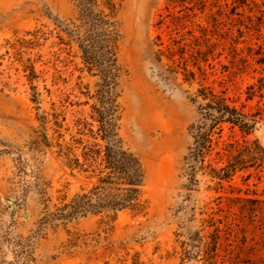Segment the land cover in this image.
<instances>
[{"label":"rangeland","instance_id":"rangeland-1","mask_svg":"<svg viewBox=\"0 0 264 264\" xmlns=\"http://www.w3.org/2000/svg\"><path fill=\"white\" fill-rule=\"evenodd\" d=\"M185 44L201 54L183 55ZM260 78L264 0H0V264H208L197 239L214 230L208 218L234 225L216 264H264L263 214L251 222L217 200H264V164L221 191L209 176L185 184L201 143L197 89L226 90L254 112ZM223 128L214 141L264 147V121L248 135ZM105 150L141 161L138 205L60 211L96 194Z\"/></svg>","mask_w":264,"mask_h":264},{"label":"trees","instance_id":"trees-1","mask_svg":"<svg viewBox=\"0 0 264 264\" xmlns=\"http://www.w3.org/2000/svg\"><path fill=\"white\" fill-rule=\"evenodd\" d=\"M172 1L184 3L187 0ZM193 48L192 44H185L182 54H201L199 48L195 52L192 51ZM194 60L198 62L200 59L198 57ZM199 69L201 70V68ZM184 71L185 78L188 80L195 79L196 74L194 71L187 68H184ZM258 87L262 93L264 78H260ZM256 92V89L250 88L246 101H252V97L255 96ZM260 98H264V94H261ZM191 101L197 106L202 126L200 130L201 143L193 149L187 158L190 164L189 169L186 171L187 181L185 184L187 187H194L199 176H209L214 183L212 189L221 191L224 189V184L231 182L237 172L250 168H263L264 147L258 141H245L243 144L229 140L220 142V140L214 141L213 136L218 134V139H221L225 124L229 125L231 130L237 128L243 134H250L260 122L264 121V108L259 107L254 112H248L246 111L247 108H251V110L253 108L246 103L237 106V101L228 97L226 90L216 92L213 88L204 85H200ZM215 145H220V149L216 152H214ZM87 153L85 151V162L87 161ZM73 161V159H70L68 162L71 168H73ZM103 162L105 163V169L102 173L106 174L100 177V185L94 189L96 194L92 195L93 193H90L78 196L71 204L60 208V211L69 214L112 211L117 214L121 210L134 208L138 205L137 202L144 182L143 165L139 158L125 150H105ZM76 164L81 166L78 159H76ZM111 185L116 186V188ZM113 189H116L117 193L105 194L106 190ZM224 198L229 201L227 206L229 214H232L233 210L238 208L243 217L247 215L251 222L260 220L261 216L259 214L261 213L264 216V200L224 196H219L217 200H223ZM262 220L264 221L263 217ZM204 223L206 227H214V230L208 232L207 236H200V233H197V239L203 246L202 248H206L205 250L210 255L207 263L216 264L214 258L217 256V247L222 242V233L224 230L226 232L227 230L233 231L232 227L234 225L233 222L226 221L220 222L224 225L223 227L216 226L213 218L204 220Z\"/></svg>","mask_w":264,"mask_h":264},{"label":"water","instance_id":"water-1","mask_svg":"<svg viewBox=\"0 0 264 264\" xmlns=\"http://www.w3.org/2000/svg\"><path fill=\"white\" fill-rule=\"evenodd\" d=\"M8 203H9V204H14V202H13L12 200H8ZM16 208L18 209L19 206H16ZM24 217L27 218V214H24Z\"/></svg>","mask_w":264,"mask_h":264}]
</instances>
